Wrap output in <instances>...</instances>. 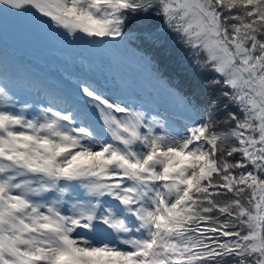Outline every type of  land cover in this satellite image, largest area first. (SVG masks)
Instances as JSON below:
<instances>
[{"label": "snow or ice", "instance_id": "obj_1", "mask_svg": "<svg viewBox=\"0 0 264 264\" xmlns=\"http://www.w3.org/2000/svg\"><path fill=\"white\" fill-rule=\"evenodd\" d=\"M10 19L89 45L162 27L217 91L176 127L87 83L25 95L0 53V264H264V0H0Z\"/></svg>", "mask_w": 264, "mask_h": 264}, {"label": "trees", "instance_id": "obj_2", "mask_svg": "<svg viewBox=\"0 0 264 264\" xmlns=\"http://www.w3.org/2000/svg\"><path fill=\"white\" fill-rule=\"evenodd\" d=\"M154 23L159 26V21ZM131 31L134 33L133 37L126 38L124 41L117 38L105 44V48L113 51V55H104L93 65L98 69L114 68L115 72L121 67L122 73L124 69H129L134 74L131 86L139 97L150 90L151 85H155L160 80H167L175 86L174 89L180 95L184 93L189 101L194 102L201 109H206V102L209 100L203 85L207 86V84L202 79L194 83L188 78L195 76V72L192 66L185 63L184 59L189 56L181 48L184 46L174 36L165 33L162 27L159 28V32L153 29L152 35H147L146 31H142L139 26ZM149 60L150 63H148ZM139 70H142L143 74H139Z\"/></svg>", "mask_w": 264, "mask_h": 264}, {"label": "rangeland", "instance_id": "obj_3", "mask_svg": "<svg viewBox=\"0 0 264 264\" xmlns=\"http://www.w3.org/2000/svg\"><path fill=\"white\" fill-rule=\"evenodd\" d=\"M9 24L11 25L13 31L8 30ZM9 24H5L3 31L0 32V53H2L6 61H8L12 67H21L28 70L33 67L34 72L32 74L42 76V81L40 82V84L35 86V89L37 91L44 92L45 89L51 90V88L55 90L56 87L59 86V91L63 89L64 91L61 92L64 93L66 89V86L64 84L68 83L69 85H76V83L71 82V77L69 76L75 72H77L78 75L85 74L90 78L89 74H83V71L80 72L76 64V59H72L71 64H73V66L69 67L71 66V64L68 61V58H60L58 56V54L55 52L56 37H58L57 35L50 32L38 31L20 21H14L12 19H10ZM2 38L8 39L11 43V46H3ZM181 48L189 56L184 59L185 63L188 66H192V69L195 72V76H189L188 78H190V80H193L194 83H197L201 79L206 82L211 77L212 73L202 71L200 68H198L194 63V60L196 58L193 56L192 51L188 48ZM30 52H34L36 56H32ZM46 57H49L53 62H55L53 66L57 67L56 71H54L53 68L48 65ZM71 79H74L73 76ZM75 81L77 83L79 82L78 80ZM80 82L81 85H84L85 83L89 84L88 81L80 80ZM203 87L205 88L206 97L210 101L215 96L217 90L204 85ZM151 90H154L156 92L158 91V89L154 85L151 87ZM67 93H69L68 90ZM69 94L72 95L73 93L70 92ZM104 95L124 101H127L125 100V98L131 96H127L126 91L122 90L119 94L114 93V90H111L110 92L106 91ZM155 96H157V93L155 94ZM64 97L62 98V100H64ZM79 99L74 98V100ZM44 101L46 102V100ZM209 101L206 102V105H208ZM29 102L31 103V100H29ZM128 103L130 106L142 107L144 110H147L152 114H159L176 127H181L186 122L184 118H182L176 119V123L174 124L170 119L167 118L168 115L160 113L151 104L148 98H143V100L134 99L133 101H128Z\"/></svg>", "mask_w": 264, "mask_h": 264}]
</instances>
